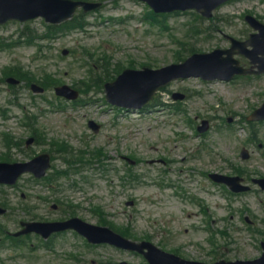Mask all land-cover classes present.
Here are the masks:
<instances>
[{
	"label": "rangeland",
	"instance_id": "374dc122",
	"mask_svg": "<svg viewBox=\"0 0 264 264\" xmlns=\"http://www.w3.org/2000/svg\"><path fill=\"white\" fill-rule=\"evenodd\" d=\"M142 6L137 0H118L117 5L112 0H106L100 11L88 15L90 24L87 28L61 34L49 44L45 56L39 60L33 59L37 50L35 46L20 44L13 49L0 47V78L7 67L21 62L26 68L35 69L39 75L45 71L54 72L72 84L87 78L91 63L97 67L99 65L94 58L85 56L87 50L93 51L96 57L104 55L106 60L121 65L133 59L163 65L172 62L177 48L181 47L178 41L174 43L173 35L183 40L191 39L198 49L208 51L228 45L218 32L219 28L239 36L247 30L248 25L244 22L247 13L264 17V0H236L218 9L215 19L202 21L206 31L191 37L186 35V31L190 23L197 21L193 13H171L164 18L166 29H163L160 24L150 26L147 22H141ZM120 16L128 17L130 22L109 20ZM24 24L10 22L0 27V41L16 39L17 31ZM31 25L42 27V19L34 20ZM214 26L216 29L211 30ZM64 48H75L77 54L70 53L62 59L57 55ZM5 84L0 83V155L6 149V140L2 137L4 132L18 137L28 134L27 125L22 121L17 122L16 117L22 115L21 108L11 103L14 98L7 92ZM93 84L95 86L90 94L85 95L89 102L87 104L80 102L73 105L72 102L59 100L53 90L46 94L50 101L38 97L33 103L27 88L21 90V95L18 93L22 97L21 103L39 115V127L51 133V136L56 133V136L66 138L76 148L103 146L110 156L105 171L90 168L86 171L87 168H84L71 176L79 182L85 174L93 182L78 183V188H75L65 182L67 178H63L60 183L64 185V190L57 194L44 186L39 188V193L49 197L50 201H39L38 217L59 216L60 212L51 209L52 202L57 198L73 200L75 205L83 207L80 212L88 217L92 214L87 213L86 209L91 208L93 203H101L111 213V219L124 224L132 222L137 234H150L159 244L164 242L168 248H182L188 256L208 261L212 258L209 254L212 246L207 241L210 230L204 227L203 217L207 216L202 211V208H207L213 225L225 227L231 233L225 236L228 244L224 250L228 257L252 259L261 255L264 193L225 196L223 188L213 184L204 173L211 170L229 173L230 162H241L240 152L246 146L251 151L249 161L245 162L248 168L264 174V146L260 150L257 145L249 144L250 126L242 127L241 124V120L263 100L264 76L242 78L234 84L204 82L197 78L178 81L162 92L161 97L167 103H172V93L183 91L188 94L183 103L168 104L161 109L153 107L146 114L124 115L118 119L106 113L108 108L104 106L103 93L98 90L97 83ZM135 115L139 117L134 118ZM229 116H234L237 122L232 131L226 125ZM188 117L196 125L190 123ZM89 118L96 119L104 128L99 133L90 131L87 125ZM203 118L209 119L212 126L206 135H198L194 125L197 127ZM256 128L260 131L258 137L264 138V124ZM129 150L140 157L136 168L143 178L140 183L135 182V186L126 189L117 176L116 168L123 166L121 159L116 157ZM156 159L165 162H151ZM57 163L64 164L60 159ZM30 193L35 195L34 190ZM131 196L138 201L136 207L125 204ZM8 197L14 207L22 203H31L34 207L37 201L35 198L22 199L21 192L9 194ZM195 198L203 201L202 206ZM129 212L133 214L129 216ZM245 214L253 220L254 228H249L243 220ZM24 217L21 210L15 215L18 220ZM2 221L13 225L8 218ZM31 242L38 245L35 251L25 246L15 257L9 255L13 253L12 250L0 249L4 259L0 264H92V259H97L99 253L115 255V250L100 248L96 254H89L85 261L82 260L87 257L84 254H81L82 258L70 257V252H75L70 245L73 243L70 234L51 241V248L41 246L37 241ZM115 256L122 258L118 254ZM125 258L129 264H144L139 257Z\"/></svg>",
	"mask_w": 264,
	"mask_h": 264
},
{
	"label": "water",
	"instance_id": "95a60500",
	"mask_svg": "<svg viewBox=\"0 0 264 264\" xmlns=\"http://www.w3.org/2000/svg\"><path fill=\"white\" fill-rule=\"evenodd\" d=\"M224 0H181L177 4H173L169 7L174 8L175 6H180L182 8H187L189 6H195L199 9L204 8L205 14L210 15L211 10L217 6L220 2ZM53 2H58L59 4H63L64 2L58 0H0V22H4L9 18L18 17V18H25V17H33L39 14H43L49 17V14L53 15L56 20H61L67 17L70 12L62 10L61 12L56 13L54 15L51 13V5ZM176 8V7H175ZM252 23L255 25L256 28L260 29V34L256 35L255 38L252 40V44L254 46L253 53L257 55L258 53H264V25L261 23L252 20ZM251 52V53H252ZM221 51H215L211 54H205L199 57V61L196 65L188 66L187 68L178 69L175 67H186V66H172L174 68L168 69L162 77H164L165 81H168L174 77H178L181 75H186L190 73H198L200 71L210 73L213 76L221 77L225 72H228L230 75L227 77H232L234 73H245L250 72L247 69L242 68L239 66L237 60L231 58L232 51L229 52L228 58L221 57ZM256 61H259L261 71H264V59L255 58ZM259 72V71H258ZM127 74H135L129 72ZM151 75L155 74L150 72ZM156 76V74H155ZM134 81L132 79H128L122 83L121 91L118 94L113 93L115 85H111L110 89H108L109 97L117 98L122 101L131 102L132 95V88H133ZM155 89V85H146L144 94L140 98V101L143 102L149 98L153 90ZM113 96V97H112ZM100 233H98L99 235ZM176 258V257H175ZM179 259V258H177ZM177 259H172L175 262H170V264H197L195 262H186V261H179ZM201 264V263H200ZM237 264H264V256L255 261V262H238Z\"/></svg>",
	"mask_w": 264,
	"mask_h": 264
}]
</instances>
